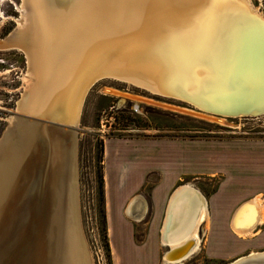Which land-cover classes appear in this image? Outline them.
<instances>
[{
    "label": "bare ground",
    "instance_id": "6f19581e",
    "mask_svg": "<svg viewBox=\"0 0 264 264\" xmlns=\"http://www.w3.org/2000/svg\"><path fill=\"white\" fill-rule=\"evenodd\" d=\"M22 12L0 39V50L28 59L19 112L77 125L90 87L111 78L223 116L264 114V16L252 0H23ZM9 125L0 143V264H93L74 131L19 115ZM188 188L196 196L180 228L169 226L181 189L167 208L163 264H184L202 240L207 201ZM243 261L264 264V251L230 264Z\"/></svg>",
    "mask_w": 264,
    "mask_h": 264
},
{
    "label": "rangeland",
    "instance_id": "374dc122",
    "mask_svg": "<svg viewBox=\"0 0 264 264\" xmlns=\"http://www.w3.org/2000/svg\"><path fill=\"white\" fill-rule=\"evenodd\" d=\"M252 3L264 16V0H252ZM22 5L23 0H0V39L21 24ZM28 70L24 52L0 50V143L10 126V118L13 115L22 118L26 114L18 108L28 85L25 80ZM135 104L139 105L138 112L132 111ZM65 128L73 130L77 138L78 210L93 264H140L145 247L146 253L142 254L148 264L153 263L155 254L158 258L163 254V264L168 247L162 241L163 246L158 244L157 249L151 244L145 245L149 232L146 220L127 218L124 209L118 210L119 194L115 189L111 199L114 215L119 214L123 222V217L129 220L126 230L122 229L126 234L121 244L124 247L114 245L109 225L106 177L108 172L116 176L117 164L124 152L131 153L127 160L131 173L137 171L139 175L138 181L125 187V200L135 193L149 197L160 175L155 170H144L154 162L161 164L164 154L175 151L171 147L135 143L139 138L188 141V147L176 149V153L185 155L187 151L183 161H188L189 172L175 183L168 197L181 184H193L204 193L211 219L201 225V243L184 264H230L236 258L247 256L250 250L264 251V223L254 234L245 237L237 235L229 226V217L239 202L255 196L264 202V114L244 117L212 114L179 99L103 78L88 90L77 125ZM122 225L120 222L117 227Z\"/></svg>",
    "mask_w": 264,
    "mask_h": 264
},
{
    "label": "crops",
    "instance_id": "0c3cea01",
    "mask_svg": "<svg viewBox=\"0 0 264 264\" xmlns=\"http://www.w3.org/2000/svg\"><path fill=\"white\" fill-rule=\"evenodd\" d=\"M187 142L188 141L183 140V139H170V138H139V139L135 140V143L144 144L146 146L147 145H149V146L154 145V146H161L164 149H165V147H171V148L175 149V151L173 153L171 152L170 154H164V157H162L163 161H161L162 162L161 164L156 165L154 162V165L151 164L150 167H148L144 170V172L155 170V171H158V173L160 175L158 182L151 188V191L149 193V197H146V195L141 194V193L140 194L135 193V194H130L124 200V190H125V187L127 186V184L129 186L133 181H135V182L138 181V178H139L137 171H134L131 173V170L128 168L129 165L127 163V160L131 156L130 152H124L123 157H122L123 159L120 160L117 164L115 177H112L109 172L107 173L106 186H105L106 190H107L105 192L106 193V205L108 208L109 225L111 226L110 227L111 230L113 229L112 230V232H113L112 237H113L114 245L124 244L126 234H124L122 232V229L126 230V228L128 227L129 220H127L126 218L123 217V220H124V222H123L120 219L119 214H116V216L114 215V210H113L112 201H111L113 189L116 190V194H119V200H118L119 203L116 204L118 210L124 209V213H125L127 218H133L134 220H138L139 222L146 220L145 223L147 225V229L149 232H147L148 239H147V242L145 243V245L147 246V245L151 244V245L155 246L156 249H157L158 244H160V246H163V245H161V242H160L161 241V230L164 227L166 217H167V215H169L170 212H171V214H170L169 220H171L172 211L167 212V208L169 205V201L172 198V196L174 195V193L177 192L178 189L182 190L180 192V197L177 198V201L174 204V207H175L173 210L174 220H172V222H170L171 224L169 226V229L172 231L176 230V228H180L179 226L181 224H183L182 212H184V210L190 208V206L192 204L191 202L193 201L192 197L196 196L195 194L188 192V189H189L188 187H191L193 190L196 188L195 191L200 192V194H202L205 197L204 193L199 188L195 187L193 184H190L188 182L181 184L180 186L175 188V190L172 192V194L168 197L169 192L173 189L175 183L183 175H186L189 172L188 161H186L185 163L183 161V156H184V158L187 157V151H186L185 155H184V153L182 154V152H181V154L176 153V149L177 150L178 149L183 150L184 147L187 148L188 147ZM107 153H108V157H109V155H110L109 148H107ZM184 164H186V165H184ZM186 166H187V168H185ZM142 173H143V171H142ZM141 186H142V184H141ZM186 186H188V187H186ZM189 193H190V195H189ZM205 199H206V197H205ZM115 200H116V198H115ZM206 201H207V199H206ZM254 207L256 208L255 210H254ZM257 208H260V209H257ZM238 210L240 211V213H242V212L243 213L240 215ZM249 210H250V212H249ZM251 210H252V212H251ZM258 210H261L260 212L263 215L259 214L260 212ZM263 211H264V202L262 201V199L259 196L246 198V199L242 200L241 202H239L237 204V206L233 209V211L229 217V226L233 232H235L237 235H239L241 237L250 236V235L255 233V231L258 229L259 225L264 223V212ZM257 212H258V214H257ZM207 213H208L207 216H209L208 207H207ZM236 213L238 215H240V217L238 216L240 219L236 216L237 215ZM148 215H149V218L146 219V217ZM259 215L261 217H258ZM250 217L255 218V219L251 220ZM206 218L207 219H205L203 222L207 224V222H208L207 220L210 221L211 218L210 217H206ZM235 218L237 220H234ZM248 218H250V219H248ZM120 222L123 224L122 228L117 227ZM203 222L200 224V227H199L200 228L199 229L200 234L202 232L201 225L203 224ZM213 223H214V221L212 220L211 224H213ZM219 224H221L220 221H219ZM221 227H223V225H221ZM234 227L238 228L239 230L238 229L235 230ZM241 227L245 228V229H242ZM240 228H241L242 232H240ZM250 229H251V231H250ZM158 230H160L159 235H158ZM246 230H248V232ZM114 232H118L117 234H119V235L114 236ZM121 232H122V234H121ZM241 233L242 234L246 233V234L243 236V235H241ZM122 247H124V245H122ZM145 248L142 249V253H146ZM212 248H214V247H212ZM253 250H255V249H253ZM116 251L118 252L117 248H116ZM249 252L248 253L251 254L252 252H262V251L250 250ZM142 253H141L142 256H141L140 260H143V262L140 261V264H148L147 259H145L146 258L145 255ZM162 255L163 254L160 255V258H158L157 254H155L154 257L152 256L151 263L155 262L154 264H156L157 260H159L158 264H161ZM218 255H221V254H218ZM239 258H241V257H239ZM236 259H238V258H236ZM236 259H234V260H236Z\"/></svg>",
    "mask_w": 264,
    "mask_h": 264
},
{
    "label": "water",
    "instance_id": "95a60500",
    "mask_svg": "<svg viewBox=\"0 0 264 264\" xmlns=\"http://www.w3.org/2000/svg\"><path fill=\"white\" fill-rule=\"evenodd\" d=\"M237 42H238V38H237ZM200 109H202V111H211L214 114H218V115H222L224 113H228V112L221 111L222 108H218L217 106L215 107L214 110L213 109H206V108H200ZM204 109H206V110H204ZM21 119H24L25 122H29V123L33 122V121H36V122H38L40 124L48 123V124L56 125L57 127H59L58 130H61V129L65 128V127H70V125H68L66 122L57 121V120H53V119H50V118H46V117H42V116H38V115H32V114H24V117H22ZM46 128H48V126ZM46 148H47V146H46ZM49 148H50V146L48 145V148H47L48 151H49ZM42 190H43V188H42ZM247 262H249V261H243L240 264H245Z\"/></svg>",
    "mask_w": 264,
    "mask_h": 264
},
{
    "label": "snow or ice",
    "instance_id": "6c2138e0",
    "mask_svg": "<svg viewBox=\"0 0 264 264\" xmlns=\"http://www.w3.org/2000/svg\"><path fill=\"white\" fill-rule=\"evenodd\" d=\"M220 0H205V4L219 3Z\"/></svg>",
    "mask_w": 264,
    "mask_h": 264
},
{
    "label": "built area",
    "instance_id": "2783aa9c",
    "mask_svg": "<svg viewBox=\"0 0 264 264\" xmlns=\"http://www.w3.org/2000/svg\"><path fill=\"white\" fill-rule=\"evenodd\" d=\"M132 111L133 112H138L139 111V105L138 104H135L132 106Z\"/></svg>",
    "mask_w": 264,
    "mask_h": 264
},
{
    "label": "trees",
    "instance_id": "16d2710c",
    "mask_svg": "<svg viewBox=\"0 0 264 264\" xmlns=\"http://www.w3.org/2000/svg\"><path fill=\"white\" fill-rule=\"evenodd\" d=\"M103 182H104V181H103ZM103 182H102V183H103ZM102 186H103V184H102ZM102 193H103V194H102V199L104 200V190H103V189H102Z\"/></svg>",
    "mask_w": 264,
    "mask_h": 264
}]
</instances>
